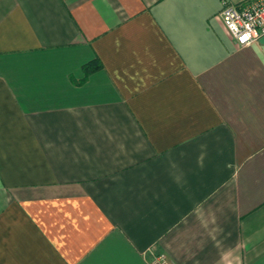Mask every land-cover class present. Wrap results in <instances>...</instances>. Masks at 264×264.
<instances>
[{
	"label": "crops",
	"instance_id": "crops-1",
	"mask_svg": "<svg viewBox=\"0 0 264 264\" xmlns=\"http://www.w3.org/2000/svg\"><path fill=\"white\" fill-rule=\"evenodd\" d=\"M220 9L0 0V264H264V43Z\"/></svg>",
	"mask_w": 264,
	"mask_h": 264
},
{
	"label": "built area",
	"instance_id": "built-area-1",
	"mask_svg": "<svg viewBox=\"0 0 264 264\" xmlns=\"http://www.w3.org/2000/svg\"><path fill=\"white\" fill-rule=\"evenodd\" d=\"M222 23L238 46H247L264 35V0H246L240 5L221 0ZM149 264H173L165 256L151 257Z\"/></svg>",
	"mask_w": 264,
	"mask_h": 264
},
{
	"label": "trees",
	"instance_id": "trees-1",
	"mask_svg": "<svg viewBox=\"0 0 264 264\" xmlns=\"http://www.w3.org/2000/svg\"><path fill=\"white\" fill-rule=\"evenodd\" d=\"M94 60L96 61V59H93V60H91V61H89L87 63H84L82 65V69H83L85 74L95 70L96 68H98V66H100L99 64L97 66H94V64H93V62H95Z\"/></svg>",
	"mask_w": 264,
	"mask_h": 264
},
{
	"label": "water",
	"instance_id": "water-1",
	"mask_svg": "<svg viewBox=\"0 0 264 264\" xmlns=\"http://www.w3.org/2000/svg\"><path fill=\"white\" fill-rule=\"evenodd\" d=\"M259 41L264 43V35H262L260 38H259Z\"/></svg>",
	"mask_w": 264,
	"mask_h": 264
}]
</instances>
